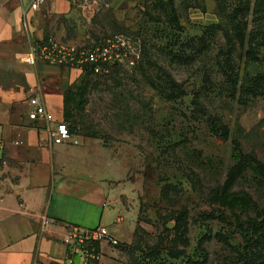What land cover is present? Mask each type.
<instances>
[{
	"label": "rangeland",
	"instance_id": "obj_1",
	"mask_svg": "<svg viewBox=\"0 0 264 264\" xmlns=\"http://www.w3.org/2000/svg\"><path fill=\"white\" fill-rule=\"evenodd\" d=\"M99 1L34 22L62 43L121 33L139 48L63 95L68 124L119 155L134 210L132 239L103 241L108 264H264V0Z\"/></svg>",
	"mask_w": 264,
	"mask_h": 264
},
{
	"label": "crops",
	"instance_id": "obj_2",
	"mask_svg": "<svg viewBox=\"0 0 264 264\" xmlns=\"http://www.w3.org/2000/svg\"><path fill=\"white\" fill-rule=\"evenodd\" d=\"M68 3L46 0L37 10L27 9L31 35H43L34 17L65 14ZM26 5L27 0H0V138L5 160L0 162V264H61L66 226L104 225L123 243L132 239L137 222L133 208L117 198L125 184L119 180L120 158L113 148L78 131V143L38 140L39 123L26 116L28 95L38 91L53 117L64 119V90L80 71L25 60L20 23ZM110 246L99 244L97 264H108Z\"/></svg>",
	"mask_w": 264,
	"mask_h": 264
},
{
	"label": "built area",
	"instance_id": "obj_3",
	"mask_svg": "<svg viewBox=\"0 0 264 264\" xmlns=\"http://www.w3.org/2000/svg\"><path fill=\"white\" fill-rule=\"evenodd\" d=\"M46 0H27L26 8L21 11V30L26 39V61L41 60L64 67H72L81 71L84 67L92 74H103L116 63L126 61L133 64L139 56V48L130 41L128 36L121 33L107 34L90 45H75L62 43L53 37L32 36L28 29L26 17L27 9L37 10ZM82 15L92 14L100 4L99 0H68ZM29 108L26 116L39 123L42 133L38 134L39 141L49 144L71 142L78 143L77 126L70 127L65 119H55L49 112L38 91L27 97ZM17 140H15L16 142ZM2 140L0 138V162L5 160L1 153ZM64 240L67 243L66 255L61 264H97L101 252V242L116 244L118 240L110 235L104 225L83 227L79 225L66 226ZM97 243V248L95 246ZM77 255V262L73 256Z\"/></svg>",
	"mask_w": 264,
	"mask_h": 264
},
{
	"label": "trees",
	"instance_id": "obj_4",
	"mask_svg": "<svg viewBox=\"0 0 264 264\" xmlns=\"http://www.w3.org/2000/svg\"><path fill=\"white\" fill-rule=\"evenodd\" d=\"M43 36H47V35L43 34ZM80 72H82V73H90L86 67H84ZM64 117H65V113H64ZM73 126L74 125H71L70 127H73ZM218 201L221 204H223V205H225V206H227L229 208H232L237 203H245L246 202L245 198L243 196H241V195H230L228 197H219ZM263 236H264V233H263ZM115 245H117V244H115ZM95 246L97 248V243H95Z\"/></svg>",
	"mask_w": 264,
	"mask_h": 264
},
{
	"label": "water",
	"instance_id": "obj_5",
	"mask_svg": "<svg viewBox=\"0 0 264 264\" xmlns=\"http://www.w3.org/2000/svg\"><path fill=\"white\" fill-rule=\"evenodd\" d=\"M77 258H78L77 255H74V256H73V262H74V263L77 262Z\"/></svg>",
	"mask_w": 264,
	"mask_h": 264
}]
</instances>
